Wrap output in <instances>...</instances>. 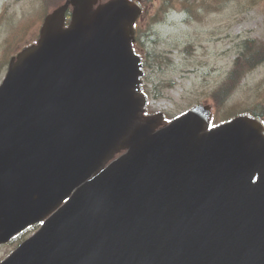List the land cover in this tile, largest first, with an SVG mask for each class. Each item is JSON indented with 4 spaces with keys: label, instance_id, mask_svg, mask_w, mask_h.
I'll return each mask as SVG.
<instances>
[{
    "label": "water",
    "instance_id": "obj_1",
    "mask_svg": "<svg viewBox=\"0 0 264 264\" xmlns=\"http://www.w3.org/2000/svg\"><path fill=\"white\" fill-rule=\"evenodd\" d=\"M97 1L49 14L0 85V244L43 222L0 264H264L262 121H142L141 6Z\"/></svg>",
    "mask_w": 264,
    "mask_h": 264
},
{
    "label": "rangeland",
    "instance_id": "obj_2",
    "mask_svg": "<svg viewBox=\"0 0 264 264\" xmlns=\"http://www.w3.org/2000/svg\"><path fill=\"white\" fill-rule=\"evenodd\" d=\"M161 2H142L144 13L138 25L147 31L142 47L139 45L143 49L139 50L145 57L146 50L162 54V65L146 69V78L151 82L143 85L148 92L155 84L172 83L163 88L162 95L150 96L147 103L148 112H162L167 122L200 101L212 102V91L224 81L238 56L236 44L240 38L264 40V0L255 6H248L246 0H213L211 4L204 0V4L197 3L192 10L178 0L173 5L167 3L166 10L158 14ZM59 3V0H0V63L35 40L44 12ZM4 74L5 68L0 82ZM263 90L264 64L245 76L230 100L216 109L217 114L212 104L215 122L226 118L231 110L252 108ZM15 245L0 246V261Z\"/></svg>",
    "mask_w": 264,
    "mask_h": 264
},
{
    "label": "trees",
    "instance_id": "obj_3",
    "mask_svg": "<svg viewBox=\"0 0 264 264\" xmlns=\"http://www.w3.org/2000/svg\"><path fill=\"white\" fill-rule=\"evenodd\" d=\"M62 2L63 0H59ZM151 0H145V3L149 2ZM178 0H162L158 10H156V13L161 14L166 10L167 3L175 4ZM188 10H192L195 4L203 3L204 0H181ZM213 0H207L208 4H211ZM143 2V0H142ZM261 0H246V4L248 6H255L259 4ZM156 20V18H155ZM147 31V29H146ZM145 29L137 27V41L136 44L140 45L143 42V37L146 34ZM237 51L238 56L234 60V64L231 67V69L227 72L226 77L224 81L215 88L212 93V104L215 105L216 109L219 110L221 107H223L231 98L232 94L239 88V86L242 84L243 79L245 76L251 72L252 70L256 69L261 63L264 62V40L257 38V37H244L240 38V40L237 42ZM141 46V45H140ZM142 47V46H141ZM162 58V54L154 53L151 51H148V59L144 58V66L148 70L152 69L156 65H162V62L160 60ZM145 82L150 83L149 77H145ZM172 83H166L163 85H157L155 84L154 87L148 91V94L152 97H158L162 95L163 88L170 87ZM151 91V92H150ZM202 102V101H200ZM252 108L249 109H234L230 111V114L225 118V120L230 119L231 116H235L240 113H249L253 116H261L262 108L260 106L259 110V103H255ZM218 113V112H217ZM37 226H32L28 229H26L24 232L21 233L19 236V239L22 240L26 237V235L31 231L34 230Z\"/></svg>",
    "mask_w": 264,
    "mask_h": 264
},
{
    "label": "flooded vegetation",
    "instance_id": "obj_4",
    "mask_svg": "<svg viewBox=\"0 0 264 264\" xmlns=\"http://www.w3.org/2000/svg\"><path fill=\"white\" fill-rule=\"evenodd\" d=\"M38 34V33H37ZM30 43V42H29ZM264 117V116H263Z\"/></svg>",
    "mask_w": 264,
    "mask_h": 264
}]
</instances>
